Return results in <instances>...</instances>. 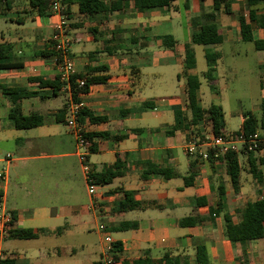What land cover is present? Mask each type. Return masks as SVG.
Listing matches in <instances>:
<instances>
[{
    "label": "crops",
    "instance_id": "1",
    "mask_svg": "<svg viewBox=\"0 0 264 264\" xmlns=\"http://www.w3.org/2000/svg\"><path fill=\"white\" fill-rule=\"evenodd\" d=\"M11 1V9L0 14V61L11 64L0 68V157L14 155L0 196V217L3 210L11 216L7 225L0 218L1 258L14 264H102L101 224L120 245L113 264H264V237L242 244L233 240L237 211L264 195V166L259 167L262 181L256 182L242 154L247 165L239 160L237 193L220 162H199L197 175L185 185L193 156L184 152L186 131L173 129L174 110L186 109L184 52L186 46L194 52L196 45L192 18L213 13L222 43L242 40L241 23L250 24L254 39H264V30L249 20L246 0H228V14L214 10L213 0H174L141 11L133 0H100V11L88 16L78 12L77 0H66L74 74L105 77L80 95L82 108L99 118L82 120L94 147L90 166L98 172L117 158L125 164L123 174L96 185L93 196L65 125L70 93L63 84L56 90L40 84L59 75L49 40L56 16L50 11L39 15L27 0ZM259 11L264 12V4ZM167 35L175 40L171 48L161 45ZM221 44L205 45L204 57L219 53L213 79L204 76L207 63L201 73L216 94ZM257 51L263 52L258 68L264 90V49ZM186 73L198 76L195 66ZM201 85L200 80L199 103L207 107L212 103L202 105ZM2 87L28 92L19 101L21 112L42 122L15 128L9 119L11 101ZM263 97L245 111L259 116ZM245 111L240 112L241 123ZM258 134L264 139V131ZM153 168H166L173 175L164 177ZM125 191L132 195L126 197ZM185 217L200 221L181 225ZM123 224L135 226L120 229ZM16 229H29L36 236L13 238L9 232Z\"/></svg>",
    "mask_w": 264,
    "mask_h": 264
},
{
    "label": "trees",
    "instance_id": "2",
    "mask_svg": "<svg viewBox=\"0 0 264 264\" xmlns=\"http://www.w3.org/2000/svg\"><path fill=\"white\" fill-rule=\"evenodd\" d=\"M31 9H35L41 16L49 14V0H27ZM124 2L125 0H121ZM135 7L138 11L145 8H156L169 6L174 0H133ZM65 14L67 12L66 0ZM248 6V17L251 22L254 23L256 28L264 30V12H260V6L264 4V0H246ZM78 12L86 16L96 14L100 11V0H77ZM12 7L11 0H0V14L4 15ZM213 9L222 10L223 13H230L231 7L228 0H213ZM192 24L196 28L192 33V43L198 45H220L223 41L222 34L218 30L217 25L214 22V16L212 14L200 15L198 18H192ZM198 26V27H197ZM241 39L246 42H252L255 49H264V39H254L249 23H241L240 25ZM175 44V40L171 35H167L161 38V45L165 47H172ZM219 56L218 52H210L205 55L207 69L204 72V76L212 80L213 72L215 70V63ZM11 64L0 61V68H8ZM195 66L194 52L190 46H186L184 52V69L183 73L186 78V109L182 111L180 109L174 110V125L175 130L186 131L187 139L190 136L201 138L206 130L212 131L216 135H221L226 132L225 120L222 107L219 104L212 103L207 107H202L199 103L198 90L200 87L199 77L196 75L186 73L187 70L192 69ZM84 78L85 85L82 87H76L75 79ZM105 77L95 78L88 77L86 75L74 74L71 77L72 97L75 101L80 100L79 94L85 93L88 89V85L94 82H101ZM40 84L50 85L54 90L59 89L62 86V82L56 78L54 81H40ZM4 94L8 96L11 101V108L9 112V119L15 128H29L39 125L42 121L41 118L35 114L24 115L21 112L19 101L21 97L28 95L29 93L24 90L10 89L2 87ZM84 116H89L90 120L97 121L99 118L93 117L89 111L81 108L79 113V121L82 122ZM243 134L249 135L264 131V97L260 101V115L257 116L251 111H245L243 113V121L240 129ZM232 132L237 134L238 131ZM87 136L91 138V134L88 132ZM258 146L253 151L241 150L240 152L228 151L223 154L214 155V151L209 150L206 159H198L192 157L190 160L191 173L184 177V184L190 185L197 175L198 170L195 168L199 162L211 164L213 162H220L225 165L226 173L229 176L234 192L237 193L239 189V175H240V162L239 155L245 154L247 156L248 172L256 182L262 181V173L260 171V165L264 166V139L261 135ZM93 145L90 150H93ZM262 152L259 154V152ZM124 162L117 158L116 161L110 165H106L102 170L98 172H92V177L96 185L109 183L114 177L120 176L124 172ZM153 172L163 175L164 177H171L173 173L166 168H153ZM220 194H223L221 189ZM124 195L130 197L131 192L125 191ZM220 205V202L218 203ZM239 214L238 222L233 228V240L237 243H244L246 241L257 240L264 237V195L248 202L242 209L237 211ZM226 220H230L229 215H224ZM200 218L185 217L180 221L181 225H191L198 223ZM134 224L120 225V229L132 228ZM232 230V227H231ZM235 231V232H234ZM9 235L13 238H33L36 234L29 229H16L9 232ZM114 247L120 250V245L115 241ZM200 250V247H198ZM198 250V255H199ZM115 260L116 254L113 255ZM198 261L203 262L204 259L198 256ZM246 263L244 260L243 264ZM0 264H14L12 259H0ZM97 264V263H93Z\"/></svg>",
    "mask_w": 264,
    "mask_h": 264
},
{
    "label": "built area",
    "instance_id": "3",
    "mask_svg": "<svg viewBox=\"0 0 264 264\" xmlns=\"http://www.w3.org/2000/svg\"><path fill=\"white\" fill-rule=\"evenodd\" d=\"M49 11L51 15L56 16L53 24V31L50 36V48L56 53V65L59 71L58 79L62 82L63 87H66L70 93L67 102V115L65 118V125L72 133L75 141V154L81 166V170L86 182L88 194L93 196L95 194L96 184L92 177V168L90 166L88 155L90 153L91 141L87 136L86 125L79 121V113L82 108V102L75 101L72 97L71 77L75 70L72 59L69 56L68 48L70 39L66 34V14L64 0H49ZM76 87L80 88L85 85L84 78L75 79ZM81 94H79L80 96ZM260 142L258 133L249 135L243 134L241 130L237 134L226 131L221 135H216L210 130H206L201 138L190 136L184 144V152L187 155L197 157L198 159H206L208 151H214V155L223 154L228 151L240 152L241 150L253 151L257 148ZM14 155L12 153H5L0 157V196L2 195L3 186L6 179L8 165L13 161ZM2 205L0 203V209ZM1 220L4 225H7L11 216L8 211H4L1 215ZM98 229L102 234L104 248L101 253L102 264H113V255L116 253L114 247V239L110 233L105 230L103 225H99ZM1 259V254H0Z\"/></svg>",
    "mask_w": 264,
    "mask_h": 264
},
{
    "label": "rangeland",
    "instance_id": "4",
    "mask_svg": "<svg viewBox=\"0 0 264 264\" xmlns=\"http://www.w3.org/2000/svg\"><path fill=\"white\" fill-rule=\"evenodd\" d=\"M178 1L182 2V0ZM217 50L222 54L217 61L218 94L209 89L206 80L201 76L206 69L205 45H194L195 71L202 81L201 89L204 91L201 103L203 106L210 103L220 104L224 111L225 129L234 132L241 124V110H248L251 104L259 102L264 96V90H261L259 85L258 68V59L263 52L255 50L251 42L242 40L233 43L223 42ZM239 160L246 167L245 157L239 155ZM241 174L243 175V172ZM262 259L264 261V257Z\"/></svg>",
    "mask_w": 264,
    "mask_h": 264
}]
</instances>
